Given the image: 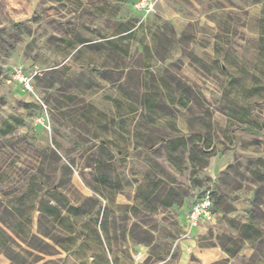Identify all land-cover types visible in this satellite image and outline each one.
<instances>
[{
	"label": "rangeland",
	"instance_id": "1",
	"mask_svg": "<svg viewBox=\"0 0 264 264\" xmlns=\"http://www.w3.org/2000/svg\"><path fill=\"white\" fill-rule=\"evenodd\" d=\"M141 1L0 0V264H264V0Z\"/></svg>",
	"mask_w": 264,
	"mask_h": 264
},
{
	"label": "built area",
	"instance_id": "2",
	"mask_svg": "<svg viewBox=\"0 0 264 264\" xmlns=\"http://www.w3.org/2000/svg\"><path fill=\"white\" fill-rule=\"evenodd\" d=\"M139 9L144 10L145 12H149L152 8L150 0H142L139 2ZM14 78L19 82H22L29 89L28 80L23 76L21 70H15ZM211 216V205L210 200L207 196H205L199 203H196L189 211L188 221L191 226L195 227L200 221L207 220Z\"/></svg>",
	"mask_w": 264,
	"mask_h": 264
},
{
	"label": "trees",
	"instance_id": "3",
	"mask_svg": "<svg viewBox=\"0 0 264 264\" xmlns=\"http://www.w3.org/2000/svg\"><path fill=\"white\" fill-rule=\"evenodd\" d=\"M55 210H56V208H55Z\"/></svg>",
	"mask_w": 264,
	"mask_h": 264
}]
</instances>
